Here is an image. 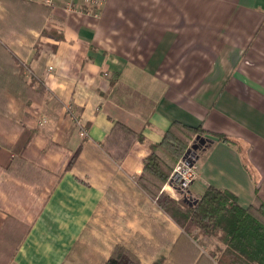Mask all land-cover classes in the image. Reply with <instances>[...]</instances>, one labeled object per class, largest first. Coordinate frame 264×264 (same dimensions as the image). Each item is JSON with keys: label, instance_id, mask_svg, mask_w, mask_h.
<instances>
[{"label": "crops", "instance_id": "obj_1", "mask_svg": "<svg viewBox=\"0 0 264 264\" xmlns=\"http://www.w3.org/2000/svg\"><path fill=\"white\" fill-rule=\"evenodd\" d=\"M5 2L0 42L26 65L27 81L44 89L37 102L0 67V132L11 138L0 133V230L7 216L30 225L9 264H101L115 244L135 234L151 238L147 215L176 237L179 228L135 183L148 144L173 122L235 143L218 139L197 153L190 197L211 185L246 207L258 188L264 202V0H104L97 16L65 12L60 1L46 12ZM23 113L38 127L23 157L59 179L37 182L5 170ZM114 122L143 138L119 164L101 148ZM79 146L78 165L63 173ZM205 242L195 264H215Z\"/></svg>", "mask_w": 264, "mask_h": 264}, {"label": "trees", "instance_id": "obj_2", "mask_svg": "<svg viewBox=\"0 0 264 264\" xmlns=\"http://www.w3.org/2000/svg\"><path fill=\"white\" fill-rule=\"evenodd\" d=\"M8 2L27 12L33 7L42 12L49 9L25 0H6L5 6ZM12 24L16 27L14 30L24 32L19 19H12ZM0 54L4 62L0 67L4 70L5 80L15 84L18 90L26 95H37L39 102L44 95L43 86L33 78L27 81L24 76L26 65L1 42ZM32 120L30 115L23 113L18 121L20 133L10 147L13 156L5 170L16 176L33 178L37 182L49 176L59 179L61 174H54L23 157V151L38 132V127L31 124ZM206 134L210 133L201 126L190 127L178 122L171 123L159 142L148 144L149 153L143 159L142 172L135 180L137 187L150 203L170 219L179 228L180 233L174 237L166 230L165 221L147 215V230L151 238L135 234V240L115 244L101 264H140V257L151 258L162 247H169L168 254L159 255L151 264H195L201 262L202 238L213 244L208 251V257L215 264H264V202L259 198L258 188H255L253 201L246 207L239 205L233 193L211 185L206 186L199 197L189 199L179 195L173 196L162 189L175 164L185 155L196 137ZM210 135L225 144L235 145L234 141L225 135ZM135 141L143 142L140 133L122 123L114 122L101 148L119 164ZM111 148L113 153L110 152ZM206 148L207 144L199 146L195 153H200ZM80 153L81 146L69 156L63 173L78 165ZM108 192H111V189ZM29 229L30 225L13 217H6L0 230V264L11 262Z\"/></svg>", "mask_w": 264, "mask_h": 264}, {"label": "built area", "instance_id": "obj_3", "mask_svg": "<svg viewBox=\"0 0 264 264\" xmlns=\"http://www.w3.org/2000/svg\"><path fill=\"white\" fill-rule=\"evenodd\" d=\"M41 4L43 6L54 8L57 2H61L65 12L83 13V9H88L92 15L97 16V9L102 5L104 0H25ZM67 111L72 115L73 121L79 126V137H84L85 132L81 126V122L76 117V113L70 108ZM196 154L193 152L186 153L173 168L167 181V188L177 195L189 199L188 188L194 179V165ZM175 196V195H173Z\"/></svg>", "mask_w": 264, "mask_h": 264}, {"label": "water", "instance_id": "obj_4", "mask_svg": "<svg viewBox=\"0 0 264 264\" xmlns=\"http://www.w3.org/2000/svg\"><path fill=\"white\" fill-rule=\"evenodd\" d=\"M216 141H218V138L210 134H206L203 137L198 136L196 137L195 142L190 146V149L187 151V153L190 151L196 152L199 146L211 144Z\"/></svg>", "mask_w": 264, "mask_h": 264}, {"label": "rangeland", "instance_id": "obj_5", "mask_svg": "<svg viewBox=\"0 0 264 264\" xmlns=\"http://www.w3.org/2000/svg\"><path fill=\"white\" fill-rule=\"evenodd\" d=\"M2 125H3V123H2V121L0 120V129L3 130V128H2L3 126H2ZM0 133H1V135H2L3 138H5V139H6V138L11 139V138L7 137V134H5V133H3V132H0ZM189 149H190V147L188 148V150H189ZM188 150H187V151H188ZM187 151H186V153H187ZM190 152H192V151H190ZM186 153H185V154H186ZM193 153H195V152H193ZM195 154L197 155V153H195ZM177 163H178V162H177ZM177 163L175 164V166L177 165ZM175 166H174V167H175ZM165 186H167V183H166ZM170 193H171V195H175L176 197L178 196V195H177L176 193H174V192H173V193L170 192ZM179 196H180V195H179ZM180 197H182V196H180ZM184 198H185V197H184ZM203 240H204V238L201 239V244H202V246H203V247H207V243L205 242L207 239H205V241H203ZM207 241H209V240H207ZM209 242H210V241H209ZM210 243H211V242H210ZM211 246L213 247V244H212V243H211ZM212 247H211V248H212Z\"/></svg>", "mask_w": 264, "mask_h": 264}]
</instances>
